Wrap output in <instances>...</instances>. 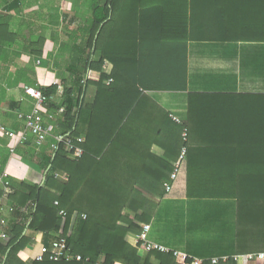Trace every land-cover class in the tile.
Returning a JSON list of instances; mask_svg holds the SVG:
<instances>
[{
    "label": "trees",
    "instance_id": "1",
    "mask_svg": "<svg viewBox=\"0 0 264 264\" xmlns=\"http://www.w3.org/2000/svg\"><path fill=\"white\" fill-rule=\"evenodd\" d=\"M87 10V18L62 45L71 51L68 71L78 77L74 85L63 88L58 102L52 100L57 85L36 88L47 100L46 115L56 117L52 121L55 134L70 139L84 153L73 158L74 150L56 140L45 159L41 185L20 182L19 188L13 189L0 185V199L6 195L11 209L8 218L0 214L6 222L0 227V264H26L23 253L36 233L44 235V244L64 237L82 261L30 264H191L190 260L178 261L172 253L157 251L142 259L138 255L142 244L126 240L128 235L138 236L141 224H148L153 216L155 206L145 194L156 198L165 195L164 182L171 181V163L177 160L182 146L186 149L188 198L210 194L226 197L239 188L231 183L192 181V175L200 170L193 161L198 152L181 141L183 127L140 89L186 92L190 27L199 32L217 30L216 37L223 35L221 38L234 42H264V0H90ZM3 21L0 18V40L6 26ZM42 43L40 39L38 45ZM105 62L113 66L110 75L102 73ZM87 71L101 73L99 81L82 84ZM89 84L96 95L87 106L89 121L83 128L81 96ZM195 96L198 94H187L188 119L183 125L188 128H197L203 119L202 112L197 116L200 107ZM60 108L62 113H58ZM257 118L256 125L264 136V117ZM142 123L146 126L144 138ZM245 126H252L251 122ZM79 138L82 143L77 142ZM22 144L26 146L27 141ZM154 146L160 147L163 155H155ZM56 172L64 173L67 182H59ZM246 185L254 199L246 214L240 213L238 255L244 252L243 242L247 240L264 249V182ZM259 221L262 231L245 228ZM218 264L236 263L227 258Z\"/></svg>",
    "mask_w": 264,
    "mask_h": 264
},
{
    "label": "crops",
    "instance_id": "2",
    "mask_svg": "<svg viewBox=\"0 0 264 264\" xmlns=\"http://www.w3.org/2000/svg\"><path fill=\"white\" fill-rule=\"evenodd\" d=\"M88 1L0 0V18L6 24L0 40V129L15 135L8 138L0 131V173L7 172L9 189L19 188L20 182L41 185L44 180L45 159L56 146L54 137L57 135L52 124L56 117L45 115L48 137L41 147H36L28 132L27 145L19 143L25 126L18 115L31 112L34 106L25 88L57 85L52 100L58 102L63 88L74 85L78 77L68 71L71 51L62 45L69 42L72 30L87 18ZM194 14L198 17L196 12ZM221 37L189 38L186 92L140 91L167 111L175 124L187 129L186 144L189 150L198 152L193 161L198 168L200 166L198 173L192 175V181L237 184L239 190L226 197L210 194L188 198L185 161L170 191L162 198L145 194L155 206L148 222V240L164 247L168 252L163 253H172L181 262L196 260L200 264L215 259L219 263L232 258L236 264H253L236 258L264 249H257L260 244L247 240L243 242L244 252L238 255L237 234L240 213L244 216L254 199L248 195L246 184L264 182V136L262 128L256 125V118L262 120L264 117V42H234ZM40 39L43 40L41 46L38 45ZM37 51L42 54L36 55ZM112 68L105 62L102 73L110 75ZM100 76L99 72L87 71L80 82H98ZM109 82L111 80L105 84ZM188 93L198 94L193 99L199 102L197 116L202 112L203 119L197 128L183 125L188 119ZM95 95L96 89L89 84L81 96L83 128L89 121L87 106L94 101ZM245 122H251L252 126H245ZM145 128L142 123V138ZM152 152L163 155V150L157 146L152 147ZM55 178L62 183L68 180L62 172H56ZM9 212L5 195L0 199V214L8 218ZM132 236L128 235L126 240H134ZM44 239L41 233L33 236L32 245L23 253L26 264L33 261ZM138 255L144 259L147 253L138 251Z\"/></svg>",
    "mask_w": 264,
    "mask_h": 264
},
{
    "label": "built area",
    "instance_id": "3",
    "mask_svg": "<svg viewBox=\"0 0 264 264\" xmlns=\"http://www.w3.org/2000/svg\"><path fill=\"white\" fill-rule=\"evenodd\" d=\"M25 93L30 96L34 100V106L31 110V112L27 114H19L18 117L24 121L25 124V132L23 135L19 138V143H23L26 141V132L31 134L34 138V145L36 147H40L44 144L46 138L48 137L47 129L44 125V118L46 115L45 106H46V98L43 96V94L35 89V88H25ZM63 108H60L58 110V113H62ZM48 118H52L51 115H46ZM175 122V118H173ZM1 132L4 133L5 136L8 138H13L15 135L12 131L6 130L4 128L0 129ZM55 140L58 142L65 143L66 147H69V149L74 150L73 158H80L83 155L82 149H76L74 145L72 144V141L70 139L63 138L62 136H55ZM187 140V129H183L182 133V141L186 142ZM78 143H82L83 139L79 138L77 139ZM11 152H13V149H11ZM186 158V149L182 147L180 154L177 158V160L174 163L173 166V172L170 175V182L165 183V192H169L171 189V183L175 180L177 176V172L180 169L181 165L185 162ZM8 178L7 172L3 171L0 173V185L6 184V180ZM6 192L8 190L6 189ZM57 201L54 202V205H57ZM11 211V209H10ZM59 214L64 217L65 212L63 210L59 211ZM6 222L3 216L0 215V227L5 226ZM150 226L149 224H141V233L138 236H134V241L139 242L142 244V247L139 249L142 253H149L152 251L157 252H168L164 247L152 243L148 240V232H149ZM238 260H243L244 262H261L264 261V250L258 253L254 254H247L241 257L236 258ZM35 262H43L45 260L50 262H63V263H69V262H80L82 261V257L79 254H75L71 248L68 246V243L64 237H60L58 239L50 241L48 244H42L39 247L38 252L33 256L32 258ZM87 261V260H86ZM96 264H103L102 262H97ZM191 264H199L198 261L193 260ZM212 264H218V261L213 259Z\"/></svg>",
    "mask_w": 264,
    "mask_h": 264
},
{
    "label": "rangeland",
    "instance_id": "4",
    "mask_svg": "<svg viewBox=\"0 0 264 264\" xmlns=\"http://www.w3.org/2000/svg\"><path fill=\"white\" fill-rule=\"evenodd\" d=\"M79 12V11H78ZM77 12V13H78ZM79 14V13H78ZM217 30H211V32H199V31H195V30H191V32L189 33L190 34V37L191 38H196V37H198V36H205V35H209V37H215L217 34L215 33ZM220 34V33H219ZM66 36V34L63 36L62 35V37H60V38H63V37H65ZM205 37H207V36H205ZM66 39V38H65ZM262 221H259L257 224H251V225H246L245 226V228L246 229H250V230H252L253 232H258V230L259 231H262L263 230V227H262ZM243 227V226H242ZM258 240V239H257ZM259 241V240H258ZM259 242H261V240L259 241ZM139 251V250H138Z\"/></svg>",
    "mask_w": 264,
    "mask_h": 264
}]
</instances>
